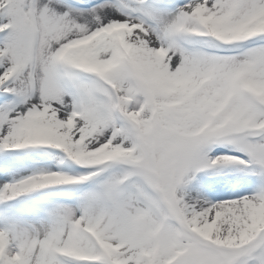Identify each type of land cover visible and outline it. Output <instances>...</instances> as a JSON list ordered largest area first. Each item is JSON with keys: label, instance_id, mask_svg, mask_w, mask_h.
I'll return each instance as SVG.
<instances>
[{"label": "snow or ice", "instance_id": "6c2138e0", "mask_svg": "<svg viewBox=\"0 0 264 264\" xmlns=\"http://www.w3.org/2000/svg\"><path fill=\"white\" fill-rule=\"evenodd\" d=\"M0 264H264V0H0Z\"/></svg>", "mask_w": 264, "mask_h": 264}]
</instances>
